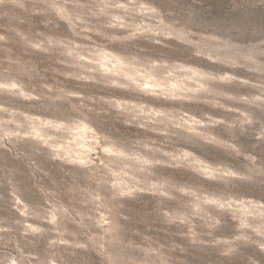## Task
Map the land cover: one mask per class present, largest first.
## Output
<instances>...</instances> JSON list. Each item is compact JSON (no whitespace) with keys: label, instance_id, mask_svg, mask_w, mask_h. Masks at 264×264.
Returning a JSON list of instances; mask_svg holds the SVG:
<instances>
[{"label":"rangeland","instance_id":"obj_1","mask_svg":"<svg viewBox=\"0 0 264 264\" xmlns=\"http://www.w3.org/2000/svg\"><path fill=\"white\" fill-rule=\"evenodd\" d=\"M0 264H264V0H0Z\"/></svg>","mask_w":264,"mask_h":264}]
</instances>
